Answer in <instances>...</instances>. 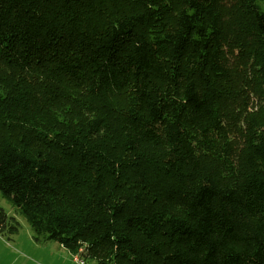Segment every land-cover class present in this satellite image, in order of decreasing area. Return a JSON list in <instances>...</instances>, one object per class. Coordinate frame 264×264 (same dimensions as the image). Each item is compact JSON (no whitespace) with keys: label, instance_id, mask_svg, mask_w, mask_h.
I'll return each instance as SVG.
<instances>
[{"label":"trees","instance_id":"obj_1","mask_svg":"<svg viewBox=\"0 0 264 264\" xmlns=\"http://www.w3.org/2000/svg\"><path fill=\"white\" fill-rule=\"evenodd\" d=\"M0 194L93 264H264V0H0Z\"/></svg>","mask_w":264,"mask_h":264},{"label":"rangeland","instance_id":"obj_2","mask_svg":"<svg viewBox=\"0 0 264 264\" xmlns=\"http://www.w3.org/2000/svg\"><path fill=\"white\" fill-rule=\"evenodd\" d=\"M0 209L8 218H13L11 224L17 227L14 234L0 231V264H73L71 254L59 244L53 241L36 242L26 219L1 194ZM80 250L84 256L87 255L84 248Z\"/></svg>","mask_w":264,"mask_h":264},{"label":"built area","instance_id":"obj_3","mask_svg":"<svg viewBox=\"0 0 264 264\" xmlns=\"http://www.w3.org/2000/svg\"><path fill=\"white\" fill-rule=\"evenodd\" d=\"M73 264H91L86 260V257L82 254V250H79L75 254H71Z\"/></svg>","mask_w":264,"mask_h":264}]
</instances>
